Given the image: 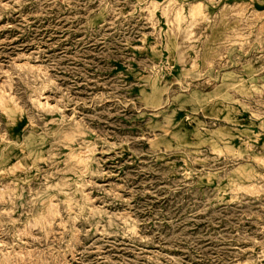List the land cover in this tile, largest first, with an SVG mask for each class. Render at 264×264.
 Masks as SVG:
<instances>
[{
  "label": "rangeland",
  "instance_id": "obj_1",
  "mask_svg": "<svg viewBox=\"0 0 264 264\" xmlns=\"http://www.w3.org/2000/svg\"><path fill=\"white\" fill-rule=\"evenodd\" d=\"M0 264H264V0H0Z\"/></svg>",
  "mask_w": 264,
  "mask_h": 264
}]
</instances>
